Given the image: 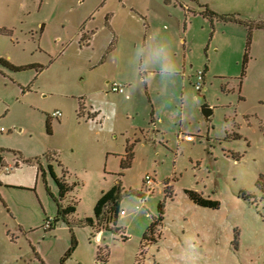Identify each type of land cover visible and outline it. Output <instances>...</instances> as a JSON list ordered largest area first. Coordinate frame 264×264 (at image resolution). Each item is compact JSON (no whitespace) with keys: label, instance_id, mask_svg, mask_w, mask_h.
I'll list each match as a JSON object with an SVG mask.
<instances>
[{"label":"rangeland","instance_id":"obj_1","mask_svg":"<svg viewBox=\"0 0 264 264\" xmlns=\"http://www.w3.org/2000/svg\"><path fill=\"white\" fill-rule=\"evenodd\" d=\"M198 4L242 24H210ZM4 27L0 61L36 69L0 67V160L14 168H0V264H62L72 242L63 264H135L160 204L142 264H264V0H0ZM48 166L74 186L69 226ZM116 184L119 231L95 235L86 220Z\"/></svg>","mask_w":264,"mask_h":264},{"label":"trees","instance_id":"obj_2","mask_svg":"<svg viewBox=\"0 0 264 264\" xmlns=\"http://www.w3.org/2000/svg\"><path fill=\"white\" fill-rule=\"evenodd\" d=\"M204 9H205L204 14L209 19L210 22H212L211 20L212 18H214V19H218L222 21L223 23L242 24L241 21H239L237 18L233 16H229V17L217 16L214 13L210 12L207 8L204 7ZM250 42H251V31L250 29H248L246 44H245L244 53H243L242 62H241V72H240V77H239L240 79L245 74L247 63L249 60L248 54H249V49H250ZM0 67L8 71H11V72H20L26 69L35 68L32 66L16 68V67L11 66L5 61H0ZM205 71H206V68L204 69V72ZM131 158H132L131 147H127L124 157L120 160L121 170H125L129 167ZM48 172L58 191L57 197H53L52 195H50L51 200L54 202L55 207H56V219L55 220H58V221L61 220L69 226L70 223L68 219L75 213V208H74V205H66V206L63 205V200L65 199L66 194H68L73 189L74 186H69L63 179L57 178L54 175L51 166H48ZM121 193H122L121 186L119 184H116L109 191L101 194L93 210L94 218L86 220V224L90 226L91 228H94L93 233L95 235H98L101 229L111 230L114 232L119 231V229L116 228L115 224H116L118 214L120 213L119 202H120ZM126 195L136 196L137 194L132 191H129L126 193ZM184 195L193 205L199 208L213 209V210H216L218 208V204L216 202L203 198L202 196L194 192L185 191ZM163 208H164L163 204H160L158 206L160 217L158 219L152 220L150 225L145 230L143 237H142V244L139 248V251H138V254L135 260V264H142L145 261L146 248L149 245L156 244L157 240L155 239V234H156L157 228L163 221V218H162ZM110 225H112V228H110ZM50 229H52V224H51ZM74 245H75L74 242H72L71 249H69V251L67 252V254L63 257L61 261L62 264L69 257L70 253L73 250Z\"/></svg>","mask_w":264,"mask_h":264},{"label":"built area","instance_id":"obj_3","mask_svg":"<svg viewBox=\"0 0 264 264\" xmlns=\"http://www.w3.org/2000/svg\"><path fill=\"white\" fill-rule=\"evenodd\" d=\"M202 85H203V73H197L196 76L194 77V89H195V91L199 93L201 91ZM107 92L112 94V95H122L124 93V87L122 85L116 83V82H113V83H110L108 85ZM60 117H61V114L58 112L51 115V118L56 119V120H58ZM4 132H5V130L2 127H0V134H3ZM183 138L186 141L191 140L190 137L184 136ZM0 168L6 174H10L14 171V168L5 166L3 163L0 164ZM145 185H150L148 178H146ZM50 227H51V222L47 221L43 227V230L48 231L50 229Z\"/></svg>","mask_w":264,"mask_h":264},{"label":"crops","instance_id":"obj_4","mask_svg":"<svg viewBox=\"0 0 264 264\" xmlns=\"http://www.w3.org/2000/svg\"><path fill=\"white\" fill-rule=\"evenodd\" d=\"M204 7L205 8H207L206 6H202V5H199L198 4V8L199 9H201V11H198L199 13H200V16L203 18V19H206L210 24H212L213 22H214V20H218V19H214V18H212V22H210L209 21V19L205 16V14H204V12H205V9H204ZM208 9V8H207ZM209 10V9H208ZM210 11V10H209ZM210 12H212V11H210ZM213 13V12H212ZM215 14V13H214ZM216 15V14H215ZM219 21V20H218ZM237 25H240V24H237ZM42 31H43V27H40V33H42ZM12 34H13V31H10V29L9 28H6V27H4L3 29H2V32L0 31V35L1 36H4V37H9V38H11L12 37ZM246 39H247V36H246ZM245 44H246V42H245ZM250 45H251V42H250ZM244 48H245V45H244ZM249 51H250V49H249ZM243 53H244V49H243ZM242 57H243V54H242ZM248 57H249V54H248ZM2 61H4V60H2ZM6 62V61H5ZM241 62H242V59H241ZM248 62H249V60H248ZM8 63V62H7ZM9 64V63H8ZM11 65V64H10ZM247 65H248V63H247ZM11 66H13V65H11ZM13 67H15V66H13ZM26 67V66H25ZM28 67H31V66H28ZM16 68H21V67H16ZM206 67L204 66V68H203V73H204V69H205ZM247 68V67H246ZM206 70H207V68H206ZM207 72V71H206ZM240 72H241V66H240ZM206 73H204V75H205ZM239 82H240V84H241V79H239ZM110 83H113V82H107L105 85H106V87H108V85L110 84ZM116 83H118V82H116ZM118 84H120V83H118ZM121 85V84H120ZM123 86V85H122ZM124 87V86H123ZM124 91H125V88H124ZM198 93V92H197ZM200 93V92H199ZM124 94V93H123ZM122 94V95H123ZM204 110H208L209 111V113H206ZM203 113L204 114H206V116H208V119H205L204 118V116H203ZM201 114H202V116H203V118L206 120V121H209V119L211 118V109L210 108H207V107H205L204 106V108H202L201 109ZM232 138L234 139V138H237L235 135L234 136H232ZM1 164H2V161H1ZM8 183L7 182H5V181H0V186H9V185H7Z\"/></svg>","mask_w":264,"mask_h":264},{"label":"clouds","instance_id":"obj_5","mask_svg":"<svg viewBox=\"0 0 264 264\" xmlns=\"http://www.w3.org/2000/svg\"><path fill=\"white\" fill-rule=\"evenodd\" d=\"M170 64H171L170 71L174 73L175 70H176V65H175V61L174 60H171V58H170ZM183 264H191V262H189L187 259H185L183 261Z\"/></svg>","mask_w":264,"mask_h":264},{"label":"water","instance_id":"obj_6","mask_svg":"<svg viewBox=\"0 0 264 264\" xmlns=\"http://www.w3.org/2000/svg\"><path fill=\"white\" fill-rule=\"evenodd\" d=\"M204 111H205L206 113H209L208 110H204ZM203 116H204L205 119H208V116H206V114L203 113ZM0 164H1V162H0ZM56 221H58V220H56ZM56 221H55V222H56Z\"/></svg>","mask_w":264,"mask_h":264}]
</instances>
